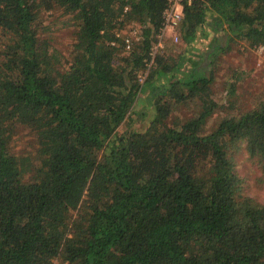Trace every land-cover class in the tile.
<instances>
[{
	"label": "trees",
	"instance_id": "1",
	"mask_svg": "<svg viewBox=\"0 0 264 264\" xmlns=\"http://www.w3.org/2000/svg\"><path fill=\"white\" fill-rule=\"evenodd\" d=\"M181 4L180 50L151 54L166 0H0V264H264L232 158L264 183V93L211 88L230 43L264 48V0Z\"/></svg>",
	"mask_w": 264,
	"mask_h": 264
},
{
	"label": "rangeland",
	"instance_id": "2",
	"mask_svg": "<svg viewBox=\"0 0 264 264\" xmlns=\"http://www.w3.org/2000/svg\"><path fill=\"white\" fill-rule=\"evenodd\" d=\"M49 20L50 17L48 16L43 22ZM50 34L52 43L61 49H64L70 41V32L66 27L54 25ZM179 42V38L175 41L171 36L170 29H166L160 40L161 45L155 42L151 49L155 52L164 49L166 46H171L175 51H178L181 48ZM214 74L215 78L211 88L218 101L224 103L225 107L229 104L228 102H232L234 106L230 109H235V107L237 109H248L252 107L264 93V48L248 47L242 40L233 41L226 51L220 55L219 64ZM231 76H233V79L237 76L235 90L234 94L227 96L226 91ZM219 115L221 113L215 110L209 123L211 124ZM21 136L22 138L16 142L17 148L28 140V137H24L23 134ZM232 158L235 171L242 177L241 192L262 201L264 199V183L259 179V169L254 159L247 156L246 149L242 144L236 146L232 151ZM53 264H57L56 259L53 260Z\"/></svg>",
	"mask_w": 264,
	"mask_h": 264
},
{
	"label": "built area",
	"instance_id": "3",
	"mask_svg": "<svg viewBox=\"0 0 264 264\" xmlns=\"http://www.w3.org/2000/svg\"><path fill=\"white\" fill-rule=\"evenodd\" d=\"M190 1V0H187ZM182 0H166V5L162 11V27L158 34L156 44H160L161 37L164 35L166 29H170L172 38L177 41V25L181 16ZM128 25V26H127ZM126 26L124 41V49L128 51L132 40L137 38V28L134 24L129 23ZM156 47V46H155ZM261 47V46H259ZM151 54L153 51L151 49Z\"/></svg>",
	"mask_w": 264,
	"mask_h": 264
}]
</instances>
